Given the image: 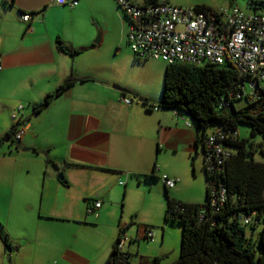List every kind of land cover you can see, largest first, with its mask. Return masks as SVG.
Returning <instances> with one entry per match:
<instances>
[{
	"label": "crops",
	"instance_id": "0c3cea01",
	"mask_svg": "<svg viewBox=\"0 0 264 264\" xmlns=\"http://www.w3.org/2000/svg\"><path fill=\"white\" fill-rule=\"evenodd\" d=\"M116 5V0H77L75 6L0 0V137L15 123L24 127L19 140H9L16 141L14 146L0 148V264H92L79 253L78 233L83 222L112 216L120 180L125 190L130 179L179 178L180 167L192 164L199 149L203 155L197 131L184 116L173 109L149 111L134 96L153 102L158 97L134 89L110 63L114 18L120 21L123 49L129 25ZM25 12L29 21L22 19ZM58 39L83 51L60 50ZM88 77L94 79L81 80ZM67 79L74 82L35 112V104ZM125 96L131 104L122 100ZM54 163L66 182L58 178ZM151 172L156 177H146ZM171 188L176 192V184ZM96 200L101 206L88 213ZM112 226L116 239L124 225L113 218ZM69 239L75 244L69 245ZM123 240L130 253L127 264H136L132 239Z\"/></svg>",
	"mask_w": 264,
	"mask_h": 264
},
{
	"label": "trees",
	"instance_id": "16d2710c",
	"mask_svg": "<svg viewBox=\"0 0 264 264\" xmlns=\"http://www.w3.org/2000/svg\"><path fill=\"white\" fill-rule=\"evenodd\" d=\"M151 0H144L148 2ZM253 8L258 0H250ZM211 9L207 6H199ZM260 6V4H259ZM120 8V6L118 5ZM57 47L72 55L83 49H69L57 40ZM135 56V55H134ZM137 56H135L136 58ZM138 58V57H137ZM136 58V59H137ZM139 59V58H138ZM94 79L93 77L82 78ZM244 76L227 64L166 63L161 97L153 102L147 97L134 96L149 111L173 109L186 117L197 131V140L202 142L205 151L206 139L210 132L223 128L227 137L223 140L230 155L223 164L219 179L226 187V199L216 206L210 203L211 176L203 169L207 181L204 203H190L175 198L165 185L166 219L182 224L179 257L169 264H264V161L255 159V153L264 154V87H258L255 97L236 96L241 90ZM74 79L65 80L53 93L35 104L38 112L48 105L61 91L69 87ZM226 96L228 104L222 101ZM237 99H245L241 107H235ZM245 123L250 126L249 135L240 137L237 126ZM15 123L0 137V148L12 136ZM260 139L255 140L254 136ZM234 148V151H231ZM195 156L192 157L194 167ZM157 169L155 168V171ZM156 177L154 172L146 175ZM62 182H66L63 177ZM125 186V185H124ZM125 193V190H124ZM242 215H251L252 221L245 223ZM143 237L151 238L148 232L154 231L148 224H141ZM261 226L258 235L259 248L255 247L246 227ZM126 228L121 226L113 243L107 264H127L130 253L125 257L118 254L117 243L123 238ZM7 249L11 248L6 235H1ZM161 256H154L147 264H161ZM131 264V263H129Z\"/></svg>",
	"mask_w": 264,
	"mask_h": 264
},
{
	"label": "built area",
	"instance_id": "2783aa9c",
	"mask_svg": "<svg viewBox=\"0 0 264 264\" xmlns=\"http://www.w3.org/2000/svg\"><path fill=\"white\" fill-rule=\"evenodd\" d=\"M59 5L75 6L77 0H53ZM128 19L127 42L134 55L140 59L155 58L166 63L227 64L244 76L241 90L236 96L255 97L258 87H264V11L253 8L244 10L235 4L229 8L214 10L195 6L176 5L170 0H151L137 3L133 0H116ZM258 7L259 6H255ZM30 13H23L22 19L29 21ZM1 61V56H0ZM0 63V69H1ZM126 104L132 98L122 99ZM222 101L228 104L226 96ZM21 106L18 107V110ZM157 108L154 107V110ZM16 117V113H13ZM185 124L192 123L185 117ZM24 132L20 123L12 134L19 140ZM223 128L208 134L203 164L211 176L210 203L216 206L226 199V187L219 179L223 164L230 151L223 143L227 137ZM166 187H173L179 178L161 175ZM122 185L123 181H119ZM96 200L87 208L92 213L101 206ZM242 221H252L251 215H242ZM153 238L154 231L148 232ZM119 256L125 257L123 238L117 243Z\"/></svg>",
	"mask_w": 264,
	"mask_h": 264
},
{
	"label": "rangeland",
	"instance_id": "374dc122",
	"mask_svg": "<svg viewBox=\"0 0 264 264\" xmlns=\"http://www.w3.org/2000/svg\"><path fill=\"white\" fill-rule=\"evenodd\" d=\"M259 11H264V0H258ZM117 4V3H116ZM238 4L246 11H252L253 6L250 0H182L180 5L184 6H207L214 10L229 8ZM118 7V5H116ZM119 8V7H118ZM121 10V9H119ZM122 12V11H121ZM111 23V22H110ZM120 21L114 18L111 24V32L108 35L110 47L113 45L110 63L114 66L119 75L129 79L130 85L140 93H146L149 97H161L164 79V70L166 62L161 59L148 58L137 59L127 42L128 26L124 34L125 49L120 48V40L123 39L122 29H119ZM121 27V26H120ZM100 32V30L98 31ZM129 54L131 59L128 57ZM135 58V59H134ZM245 99H237L235 107H241ZM240 137L249 135L250 126L240 123L237 126ZM259 140V135L254 136ZM16 141H7L2 151L8 150L9 144L14 146ZM234 151V148H231ZM200 154L195 158L194 167L192 164L179 168V181L176 182L175 188H170V193L177 199L183 201H196L204 203L206 200L207 181L203 169V155ZM255 159L264 161V154L255 153ZM120 192L118 195V205L114 206V213L105 216L101 220H88L83 222V226L78 233L77 248L84 259H88L92 264H105L111 252L115 238V228L112 226V220L118 223L123 222L126 231L124 236L129 240L132 239L131 254L132 263H148L154 256H161V264H169L179 257L182 224L170 219H166V196L164 183L161 178L129 180L125 189L124 186L118 185ZM116 210V212H115ZM94 215V214H91ZM89 219L90 216H88ZM141 224H148L154 230L153 238H144L145 232ZM261 226L252 228L246 227V233L252 237L255 247L259 248L258 235ZM74 239H69V245H74ZM129 244L128 242L126 243Z\"/></svg>",
	"mask_w": 264,
	"mask_h": 264
},
{
	"label": "water",
	"instance_id": "95a60500",
	"mask_svg": "<svg viewBox=\"0 0 264 264\" xmlns=\"http://www.w3.org/2000/svg\"><path fill=\"white\" fill-rule=\"evenodd\" d=\"M259 5V3L258 4H255V6H258ZM96 42H99V37H97V39H96ZM116 88H119L118 86H115ZM141 99V98H140ZM197 156V154H195V157ZM52 168L55 170V171H57V176H58V178L59 179H63V173L61 172V171H59V167H58V165L57 164H52Z\"/></svg>",
	"mask_w": 264,
	"mask_h": 264
}]
</instances>
